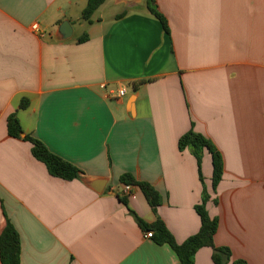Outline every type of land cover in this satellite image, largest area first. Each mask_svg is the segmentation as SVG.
I'll return each mask as SVG.
<instances>
[{
    "label": "crops",
    "instance_id": "0c3cea01",
    "mask_svg": "<svg viewBox=\"0 0 264 264\" xmlns=\"http://www.w3.org/2000/svg\"><path fill=\"white\" fill-rule=\"evenodd\" d=\"M155 2L169 34L146 0H116L124 9L110 16L102 5L91 23L82 19L88 0H0V235L9 220L21 264H181L169 245L145 238L130 210L161 219L182 244L200 230L204 190L219 220L215 245L264 264V0ZM64 21L73 34L61 41ZM13 113L24 136L82 178L50 175L31 143L9 136ZM192 127L222 155L216 193L211 154L202 182L195 156L179 149ZM125 174L158 191L157 214L138 187L124 194ZM86 180H105L104 191ZM212 255L199 250L196 264H214Z\"/></svg>",
    "mask_w": 264,
    "mask_h": 264
},
{
    "label": "trees",
    "instance_id": "16d2710c",
    "mask_svg": "<svg viewBox=\"0 0 264 264\" xmlns=\"http://www.w3.org/2000/svg\"><path fill=\"white\" fill-rule=\"evenodd\" d=\"M105 1L88 0L87 6L82 13V19L91 23L93 15ZM146 7L149 13L162 24L166 33L169 34L168 22L158 10L155 0H146ZM88 39V35L85 34L78 39V42L84 43ZM29 105V99L25 98L22 100L19 109L26 110ZM7 128L10 137L22 139L32 144V155L46 166L50 175L66 181L82 178V172L76 166L52 153L43 142L29 134L24 136V131L16 113H13L8 118ZM178 145L180 151L189 149L197 159L199 175L202 182H204L202 175L204 152L208 151L211 154L213 161V189L216 193L224 174L223 158L216 146L204 135L196 132L193 127L180 138ZM121 183L124 186L132 185L133 187H138L144 194L153 212L157 214L158 207L162 205V198L153 186L136 180L131 174L123 175L121 177ZM118 199L129 207L126 196L118 195ZM211 200L212 196L204 190L202 202L195 207L201 219L200 230L182 244H179L174 239L166 224L161 219L150 224L139 218L132 210L130 211L144 232L153 233L152 240L157 245H169L175 251L181 264H196V254L203 248H211L213 250L212 260L214 264H248L244 260H234L229 248L217 247L215 245L214 237L219 228V220L217 217H211L207 210V205ZM213 201L215 204L218 203L217 198L213 199ZM21 254L22 246L20 236L16 228L8 220L5 229L0 235V262L1 264H21Z\"/></svg>",
    "mask_w": 264,
    "mask_h": 264
},
{
    "label": "water",
    "instance_id": "95a60500",
    "mask_svg": "<svg viewBox=\"0 0 264 264\" xmlns=\"http://www.w3.org/2000/svg\"><path fill=\"white\" fill-rule=\"evenodd\" d=\"M140 0H119L120 3H124L127 6L131 7ZM73 34V29L68 21H64L58 30V39L61 41L69 39ZM85 184L91 189L96 190L97 193H102L105 189V180H86Z\"/></svg>",
    "mask_w": 264,
    "mask_h": 264
},
{
    "label": "built area",
    "instance_id": "2783aa9c",
    "mask_svg": "<svg viewBox=\"0 0 264 264\" xmlns=\"http://www.w3.org/2000/svg\"><path fill=\"white\" fill-rule=\"evenodd\" d=\"M33 30L37 31L39 30V26L38 24H34L33 25ZM126 94V89H122L119 91V97H123ZM133 186L132 185H126L124 187V194H126L127 196H129L132 192ZM145 238L146 239H152L153 238V233L152 232H145Z\"/></svg>",
    "mask_w": 264,
    "mask_h": 264
},
{
    "label": "rangeland",
    "instance_id": "374dc122",
    "mask_svg": "<svg viewBox=\"0 0 264 264\" xmlns=\"http://www.w3.org/2000/svg\"><path fill=\"white\" fill-rule=\"evenodd\" d=\"M116 0L112 1L109 0L106 5H103V7L101 8L100 14H107L110 16V13H114L116 10H120V9H124V7L122 5H119V7L116 5ZM142 6V8H144V3L140 5V7ZM119 8V9H118ZM145 9V8H144ZM102 12V13H101Z\"/></svg>",
    "mask_w": 264,
    "mask_h": 264
}]
</instances>
